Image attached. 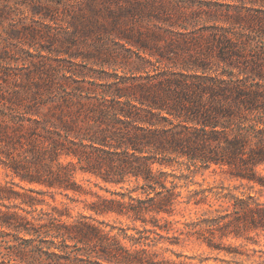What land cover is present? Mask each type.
Returning <instances> with one entry per match:
<instances>
[{
	"label": "trees",
	"instance_id": "obj_1",
	"mask_svg": "<svg viewBox=\"0 0 264 264\" xmlns=\"http://www.w3.org/2000/svg\"><path fill=\"white\" fill-rule=\"evenodd\" d=\"M108 1L117 7L109 9L117 28L125 15L148 17L146 25L134 19L137 31L124 30L127 42L184 69L151 82L115 74L91 86L86 75L74 85L57 79L44 59L21 74L0 69V164L40 186L19 192L0 183V257L11 264H203L160 246L180 245L185 234L264 264L262 248L250 254L216 240L258 243L250 233L264 231V201L255 193L258 185L264 195V0ZM42 28L53 43L75 40L46 24L29 34ZM213 164L227 166L248 190L195 181ZM78 173L115 187L106 189L110 196L94 193L90 212L75 215L72 202L88 193ZM57 193L69 201L56 202ZM13 199L21 211L7 204ZM179 206L203 212L171 235L180 220L164 214ZM112 213L132 225L98 219Z\"/></svg>",
	"mask_w": 264,
	"mask_h": 264
},
{
	"label": "rangeland",
	"instance_id": "obj_2",
	"mask_svg": "<svg viewBox=\"0 0 264 264\" xmlns=\"http://www.w3.org/2000/svg\"><path fill=\"white\" fill-rule=\"evenodd\" d=\"M228 1L230 0H225V2ZM0 7L5 9L3 14L6 16L1 18L3 20L0 23V69L3 72L25 73L34 68L35 62L44 59L53 64L50 69L57 79L68 80L71 85H74L73 78L81 81L82 76L86 75L84 83L91 86L94 83L101 85L103 82L112 80L115 74L135 82H151L162 77L165 71L184 69L182 64L174 65L172 60L152 54L150 48L139 47L127 42L123 37L124 30L137 31L138 26L134 23L140 19L146 25L148 17L139 18L129 14L125 15L122 19L124 21L120 24L121 27L117 28L112 24V17L109 13L110 8L116 9L117 7L108 0H0ZM137 18L138 20H134ZM95 21L103 25L96 27ZM44 24L55 27V32L73 35L75 40L53 43L50 40L52 34L48 33L46 28H42V32L36 37L29 34V27L43 26ZM92 26V32L85 31ZM13 29L19 30V33L12 31ZM143 30L145 29L143 28ZM214 168L216 171L213 170ZM258 170L264 174V165L259 166ZM77 180L84 185L88 193L80 195L81 200L72 202V206H74L72 212L75 215L79 212H90L87 204L96 198L94 193L110 196V192L106 189L115 187L91 174L78 173ZM195 181L203 182L205 185L224 182L236 192L248 190V186L244 188L240 180L231 177L227 166L221 168L213 164L211 168L204 170L203 174L196 175ZM0 183H8L19 192H24L30 186L40 187L23 181L2 164H0ZM245 185H248L246 181H244ZM196 186L198 183L192 187ZM258 189L259 186L256 185V192H254L264 201V195H261ZM46 197L54 203L50 195ZM56 199L58 203L62 200L69 201L59 193L56 194ZM6 202L12 206L11 209L21 211L19 207H14V203L20 202V199L7 200ZM206 207L208 205H204L202 208ZM2 208L7 209L6 206H2ZM197 210L198 208L193 206L185 209L183 206H179L176 214H164L168 220H180L173 223L174 229L170 234H180V230L184 229L185 219L196 218L203 212L201 209ZM98 219L109 221L117 225V228L132 225L131 219L113 213L98 216ZM137 224L140 225L141 222L139 221ZM250 235L254 236L258 243L233 236L217 237L216 240L222 242L226 248L233 246L235 250H244L245 253L252 254L254 248L264 250V231H252ZM180 236L182 244H170L169 241H165L160 246H169L185 255L196 256L193 261L199 262L200 259H203V264H252V260H248L246 254L235 256L227 249L222 251L211 249L206 242L195 236L188 237L185 234H180ZM164 254L176 258V254L171 250ZM0 262L1 264H11L8 257H4L3 260L0 257Z\"/></svg>",
	"mask_w": 264,
	"mask_h": 264
}]
</instances>
